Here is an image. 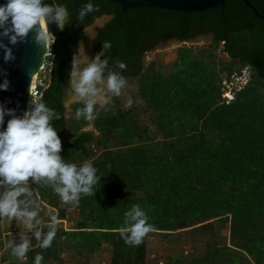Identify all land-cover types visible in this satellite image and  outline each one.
Returning a JSON list of instances; mask_svg holds the SVG:
<instances>
[{"label": "trees", "instance_id": "obj_1", "mask_svg": "<svg viewBox=\"0 0 264 264\" xmlns=\"http://www.w3.org/2000/svg\"><path fill=\"white\" fill-rule=\"evenodd\" d=\"M50 1L67 9L63 26L57 25L59 32L68 36L71 29L72 33L61 58L59 41L52 45L55 60L43 103L52 110L50 125L61 141L59 155L64 163L77 162V154L91 158L89 144L105 147L92 162L99 177L93 194L81 193L78 204L71 202L78 210L77 227L96 230L64 232L56 227L51 247L41 248L52 222L45 212L50 214L48 208L60 201L54 186L62 185L58 180L29 178L27 182L35 185L40 200L32 203L27 192L17 200L22 202L20 210L37 213L31 223L41 236L38 242L29 243L25 261L13 254L16 246H12L0 262L34 264L37 254L43 256L41 264L60 262L63 235L81 253L96 252L102 243L108 244L112 250L109 264H147L145 237L152 232L137 246L126 244L121 236L125 222L134 223L127 213L139 205L153 230L182 231L199 224L194 230L205 232L213 229L214 218L228 222L230 247L206 243L201 255L177 256L166 264H264V22L241 0H226L223 6L190 13L150 7L122 11L120 5L106 0H80L77 14L75 0ZM248 1L264 15V0ZM89 2L93 10L81 20L79 10ZM102 15H112L94 40L98 55L103 53L100 61H107L102 76L116 72L136 79L143 109H164L152 118V125L164 138L160 143L147 144L152 130L140 131L138 114L119 106L98 113L94 122L100 133L97 137L78 130L86 120L66 125L61 98L73 70V55L85 38L83 28ZM199 35H210L213 46L222 43L232 62L252 69L253 79L228 104L221 99V77L206 61L210 55L205 48L199 49L200 59L189 49L180 50L167 75L156 72L153 64L143 67L144 52L157 43L191 41ZM105 42L110 44L108 49ZM117 61H123L126 69H120ZM67 129L75 130L72 137ZM110 145L114 149H107ZM14 187L24 184L0 183V197ZM140 192L142 195L128 197ZM57 218L64 219L63 210Z\"/></svg>", "mask_w": 264, "mask_h": 264}, {"label": "clouds", "instance_id": "obj_2", "mask_svg": "<svg viewBox=\"0 0 264 264\" xmlns=\"http://www.w3.org/2000/svg\"><path fill=\"white\" fill-rule=\"evenodd\" d=\"M93 5L87 3L84 8L79 10L81 20L86 12H91ZM67 9L63 5H45L43 0H4L0 3V37L8 39L9 44L15 45L23 42L24 37L37 30V26L43 22L45 25L55 22L58 26H63L67 18ZM49 33L38 29V39L43 42L48 39ZM110 44L105 42L104 48L108 49ZM0 48L4 50L5 63L14 60L11 49L0 42ZM103 55V53H100ZM100 55L95 60L88 63L79 73V81L75 83V92L79 97L95 95L97 82L102 80V72L107 61H100ZM118 67L122 70L127 65L123 61H117ZM75 58L73 69H75ZM5 77L7 73H4ZM76 75L75 70L71 73ZM126 83V78L119 73L110 72L107 76V89L115 96L121 95V90ZM10 81L5 78L0 83V91L8 90ZM95 101L87 100L83 108L85 119L92 121L93 105ZM34 107L31 111L24 114L23 118L13 117L8 120L7 126L0 131V183L17 186L27 182L29 178L39 180L46 178L49 181H59L62 186H54L57 193L64 203H79V194L92 195L93 186L97 184L99 177L96 175L97 169L91 163H85L77 168L75 164H66L62 161L59 152L61 151V141L57 132L50 125L52 110L47 108L42 102L33 101ZM132 105V100L127 101L126 107ZM5 114L12 115L13 110H5L0 107V125L4 123ZM81 115V110H77L76 116ZM27 191L26 187H14L13 190L5 192L0 197V217H27V227L32 228V219L36 217L35 211H22L19 209L17 198ZM131 221L121 228V236L125 243L131 246L139 245L143 238L153 230V225L148 223L145 211L139 206L134 205L132 210L127 213ZM51 230L47 232L40 243L41 248H49L56 235V217L52 218ZM40 223L39 220L36 221ZM35 236L40 238L41 232L36 231ZM29 250V241L13 248V254L20 259L25 258ZM43 256L37 254L34 264H41Z\"/></svg>", "mask_w": 264, "mask_h": 264}, {"label": "rangeland", "instance_id": "obj_3", "mask_svg": "<svg viewBox=\"0 0 264 264\" xmlns=\"http://www.w3.org/2000/svg\"><path fill=\"white\" fill-rule=\"evenodd\" d=\"M213 42L205 44H194V43H183L171 48L150 50L145 54L143 60L144 69L153 64L154 70L158 73L169 74L174 64L177 62L179 57V51L183 49H189L194 58L200 59L199 49L205 48L209 50L210 59H206L208 64L214 65L215 71L221 77V81L218 84L221 91V99L224 103L228 104L231 102L235 94L242 88H244L253 78L252 69L247 65H241L236 62H232L230 57L223 51L222 43L213 46ZM264 91V87L261 88ZM131 99L132 105L126 107L127 101ZM93 105L94 120L88 121L85 119L83 108L86 106V101H74L68 104V108L71 112L64 111V117L66 125L74 121H85L78 130L92 132L95 137L99 136L100 133L94 125L97 115L100 111L107 112L112 106H119L121 109H133L138 114L137 127L140 131L148 132L152 130V136H149L145 141L147 144H156L163 141V135L160 133L156 126L152 125V118L157 117L159 114L164 112L163 108L144 110L142 101L140 100L137 92L136 79H130L122 88L121 95L115 96L111 92L101 94L95 98ZM77 110H81V115L76 116ZM81 119V120H80ZM74 129H67L68 137H72ZM90 148H93L92 157L84 159L77 154V162L67 164H85L91 163L93 160L102 152L105 148L103 146L97 147V145L89 144ZM107 149H114L112 145L108 146ZM24 187L27 189L29 198L31 197L32 203L35 200H40L35 185H31L29 182H24ZM142 195V193H130L128 197ZM42 204L45 205L43 201ZM50 214L45 212V216L52 218L56 217V227L61 231L70 232L78 230L92 231L94 228L80 229L78 228L79 216L78 210L70 203L58 202L55 207L48 208ZM64 211V219H58V212ZM213 229L206 230L205 232H197L194 230L199 224H195L182 231H167V230H152V234L145 237L146 243V258L147 264H166L168 260L177 256L188 257L189 255H201L206 243H216L220 247H230L228 238V222L219 218H214ZM27 218L20 217H0V261L1 258L7 255L10 247L17 246L26 239L30 242H38L35 236L36 231L40 229L28 228ZM52 225V222L49 223ZM59 231V233H60ZM163 233H168L167 237H164ZM59 241L64 245L63 250L59 253L60 262L55 260H49L46 264H109L112 250L111 247L102 243L99 250L91 253H81L76 248L70 247L69 242L65 236H61ZM25 261V258L21 259ZM0 264H6L0 262Z\"/></svg>", "mask_w": 264, "mask_h": 264}, {"label": "water", "instance_id": "obj_4", "mask_svg": "<svg viewBox=\"0 0 264 264\" xmlns=\"http://www.w3.org/2000/svg\"><path fill=\"white\" fill-rule=\"evenodd\" d=\"M106 1L120 5L122 11H126L127 9L139 8V7H150L155 9L190 13V12L205 11L216 6H223L226 0H106ZM3 2L4 0H0V3ZM79 2L80 0H75L76 14H77L76 10L79 6ZM241 2L249 10H251V12L256 17L260 18L264 22V15L260 14L259 11L248 0H241ZM43 3L45 5H53V3L50 0H43ZM111 18L112 15H103L97 17L91 24L85 26L83 29L85 38L77 44L76 52L74 53L76 66L75 69L73 70H75L76 75L70 76L68 85L64 90V94H63V104L67 112H71V110L68 108V104L70 102L72 103L74 101L87 102V100L89 99L110 92L107 89V84H106L107 77H102L101 82L96 83L95 87L97 89V92L94 96L88 95L86 97H79L78 94L75 92L74 85L79 81V73L83 70V68L86 67L88 63L95 60V58L97 57L96 51H94L92 46V41L96 36L97 32H99L101 27L104 25V23L109 21ZM40 28L45 33L52 32L53 35L55 36V40L57 39L59 41L60 58H61L63 56L65 41L68 39V36L71 35L72 30L69 29L68 36H63L59 32L57 23L55 22L48 23L46 25L42 22L41 25L37 26V30H33L29 32L26 35V37H24L23 42H18L15 45L9 44L7 38L0 37V42L7 45L11 49L12 55L15 57L14 60H10L9 62L5 63L4 61L5 53L4 50L0 48V83H3V80L5 78H7L10 81L8 90L0 91V107H2L5 110V113H7L8 110H13L12 115L5 114L4 123L3 125H0V131H3L6 128L8 120L12 119L13 117L23 118L24 114L26 113L31 82L34 73L38 72L43 62V57L45 55L44 51L48 41V39L43 42L39 41L38 29ZM186 42L194 43V44H205L212 42V37L210 35H199L191 41H169L165 44L157 46L152 50L167 49ZM51 53H53L52 49H51ZM54 60H55V56L53 59V64H54ZM53 64H52V71H53ZM61 66L62 63L60 60L57 64L58 73L61 72ZM5 72L7 73L6 77L4 75ZM129 80L130 79H126V83ZM46 90H44L42 93V103H43L44 93Z\"/></svg>", "mask_w": 264, "mask_h": 264}, {"label": "built area", "instance_id": "obj_5", "mask_svg": "<svg viewBox=\"0 0 264 264\" xmlns=\"http://www.w3.org/2000/svg\"><path fill=\"white\" fill-rule=\"evenodd\" d=\"M50 37V48L45 52L43 62L36 74L35 84L30 88L27 112L33 109V101L38 103L42 102V93L49 87L51 82L52 64L55 56V54L51 53L52 45L55 40V36L52 32H50Z\"/></svg>", "mask_w": 264, "mask_h": 264}, {"label": "flooded vegetation", "instance_id": "obj_6", "mask_svg": "<svg viewBox=\"0 0 264 264\" xmlns=\"http://www.w3.org/2000/svg\"><path fill=\"white\" fill-rule=\"evenodd\" d=\"M103 16V15H102ZM105 24V23H104ZM102 28V27H101ZM84 29V28H83ZM101 30V29H100ZM98 33L99 32H97V34H96V36L94 37V39H93V41H92V46H93V49H94V51H96V54H97V56H98V52H97V50L95 49V47H94V40H95V38L97 37V35H98ZM169 41H179V40H175V39H171V40H168V41H166V42H159V43H157L156 45H155V47L154 48H156L157 46H159V45H162V44H165V43H167V42H169ZM154 48H152V49H154ZM151 49V50H152ZM150 50H147L146 52H144V54L145 53H147V52H149ZM143 57H144V55H143ZM73 59H74V55H73ZM73 71V70H72ZM102 77H107V76H102ZM63 94H64V91H63V93H62V104H63ZM63 106H64V104H63Z\"/></svg>", "mask_w": 264, "mask_h": 264}, {"label": "bare ground", "instance_id": "obj_7", "mask_svg": "<svg viewBox=\"0 0 264 264\" xmlns=\"http://www.w3.org/2000/svg\"><path fill=\"white\" fill-rule=\"evenodd\" d=\"M50 34V33H49ZM50 36L48 37V41H47V45H46V48H45V51L44 52H46V51H48V49L50 48ZM36 74L37 73H34V76H33V79H32V82H31V86H30V88H32L33 86H34V84H35V79H36ZM27 112V111H26Z\"/></svg>", "mask_w": 264, "mask_h": 264}]
</instances>
